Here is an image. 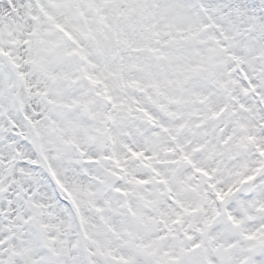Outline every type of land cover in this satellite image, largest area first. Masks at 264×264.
<instances>
[{
    "label": "snow or ice",
    "instance_id": "snow-or-ice-1",
    "mask_svg": "<svg viewBox=\"0 0 264 264\" xmlns=\"http://www.w3.org/2000/svg\"><path fill=\"white\" fill-rule=\"evenodd\" d=\"M0 264H264V0H0Z\"/></svg>",
    "mask_w": 264,
    "mask_h": 264
}]
</instances>
